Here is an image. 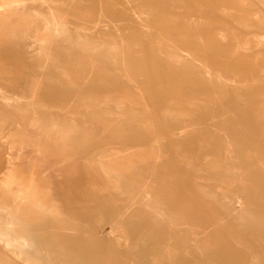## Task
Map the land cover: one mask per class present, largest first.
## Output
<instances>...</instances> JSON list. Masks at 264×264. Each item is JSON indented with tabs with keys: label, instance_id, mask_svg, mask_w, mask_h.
<instances>
[{
	"label": "rangeland",
	"instance_id": "rangeland-1",
	"mask_svg": "<svg viewBox=\"0 0 264 264\" xmlns=\"http://www.w3.org/2000/svg\"><path fill=\"white\" fill-rule=\"evenodd\" d=\"M0 6V264H264V0Z\"/></svg>",
	"mask_w": 264,
	"mask_h": 264
},
{
	"label": "bare ground",
	"instance_id": "bare-ground-1",
	"mask_svg": "<svg viewBox=\"0 0 264 264\" xmlns=\"http://www.w3.org/2000/svg\"><path fill=\"white\" fill-rule=\"evenodd\" d=\"M3 1V0H2ZM1 1V2H2ZM42 1V3L45 5L46 4V0H41ZM0 2V3H1ZM52 2H54V1H52ZM4 3V2H3ZM3 3L1 4V5H3ZM6 4H8V3H6ZM4 6L5 5H3V9H4ZM0 7H2V6H0ZM1 10V9H0ZM4 11V10H3ZM8 12V11H7ZM0 13H1V11H0ZM5 13V12H4ZM9 14V13H8ZM1 15V14H0ZM2 15H3V12H2ZM9 16V15H8ZM1 20V19H0ZM7 24V23H6ZM7 27H10V26H7ZM3 28V27H2ZM4 30V29H3ZM44 44V43H43ZM2 55V54H1ZM177 55V56H176ZM174 57H178L179 58V60H182V63L183 62H187L188 64L190 63L191 64V66L193 65V66H196V67H202L203 68V72L206 74V76L208 77V79L209 80H213L214 81V79L215 80H221L222 79V74L220 73V70H219V68H216V71H213V72H211V70L207 67V66H204V65H202L201 63H199V62H197V61H195L193 58H191V57H189V55L188 54H186V53H184V52H182V53H178V52H176V54H174ZM3 58V57H2ZM178 64V63H177ZM184 64V63H183ZM189 64V65H190ZM234 79V78H233ZM211 81H209V82H211ZM233 81V80H232ZM208 82V83H209ZM212 84V83H211ZM233 84V83H232ZM38 87V86H37ZM18 100L19 101H21V98H18ZM19 104V103H18ZM18 104L17 103H15L14 102V100H13V97H1L0 98V117L3 119V120H6V121H8V119H10V117L11 116H17L18 115V113H20L21 115H23L22 114V112H21V110H22V108L20 107V106H18ZM24 107V106H23ZM29 109V108H28ZM32 109H33V111H32V116H35L36 115V113L38 112L36 109H35V107L34 106H32ZM236 109V108H235ZM232 110V109H231ZM42 111V110H41ZM46 111V110H45ZM47 112V111H46ZM234 111H230L229 112V114H230V117H229V119H227V120H224V119H222V120H219V123H223V122H226V123H229V126H228V128L229 129H232V128H237V127H239V124L237 123V114H235V113H233ZM25 114H26V112H25ZM244 114V113H243ZM84 118H85V115H84ZM219 118V117H218ZM245 118V117H244ZM12 120L11 121H13V117L11 118ZM26 119H27V123H25V122H23V124H22V126L21 127H19L17 130L18 131H35V130H37V129H39V127L38 128H36L35 126H34V123H35V120H36V118H34V117H25L24 118V121H26ZM68 119H70V118H68ZM212 119V118H211ZM241 120H243V119H241ZM70 122V121H69ZM10 123V122H9ZM21 123V122H20ZM174 124V123H173ZM37 126V125H36ZM241 126V125H240ZM53 127H54V125H53ZM221 127H222V125H221ZM32 129V130H31ZM223 130L222 129H220L219 131L217 130V132H218V134L220 135V137H221V139H222V143H223V145L224 146H226V147H228V148H231V147H233V146H237V144H236V142L235 141H233V139L232 138H230L228 135H226V134H224L223 136L221 135V132H222ZM230 134H231V132H230ZM212 138V137H211ZM156 142H157V140H152L151 141V146L150 147H155L154 146V144H156ZM245 144L244 143H242L241 142V144H240V146H244ZM237 147H239V146H237ZM29 173V172H28ZM26 174V173H25ZM32 175V174H31ZM30 175V176H31ZM14 177V176H13ZM12 180V178L11 179H7V180H5L4 182H3V184H1V185H3V186H8L9 185V183H10V181ZM33 183H34V180L31 178L29 181H28V184H25V185H22L19 189H17V190H15V191H12L11 192V202L15 205L14 206V208L16 209V210H19V207H20V204L19 203H23L24 201H30L31 200V198H32V191L35 189V186L36 185H34V186H32L33 185ZM17 185V184H16ZM2 186V187H3ZM19 187V186H18ZM35 197V196H34ZM5 198V197H4ZM3 203V202H2ZM27 203V202H26ZM11 204V203H10ZM36 204V203H35ZM12 206V205H11ZM10 206V207H11ZM14 209V210H15ZM0 210H1V206H0ZM3 213V212H2ZM7 215V214H6ZM4 216V215H3Z\"/></svg>",
	"mask_w": 264,
	"mask_h": 264
}]
</instances>
